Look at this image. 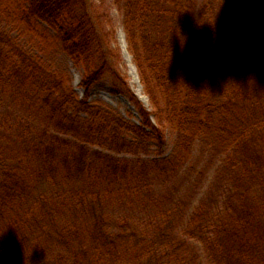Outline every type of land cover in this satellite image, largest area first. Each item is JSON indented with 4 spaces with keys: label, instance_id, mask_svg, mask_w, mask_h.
<instances>
[{
    "label": "trees",
    "instance_id": "1",
    "mask_svg": "<svg viewBox=\"0 0 264 264\" xmlns=\"http://www.w3.org/2000/svg\"><path fill=\"white\" fill-rule=\"evenodd\" d=\"M222 2L116 0L149 111L89 0H0V95L26 114L0 128V264H264V0ZM44 26L84 98L13 36ZM104 78L141 125L89 101ZM167 129L172 153L145 158ZM198 144L224 155L223 192L188 213Z\"/></svg>",
    "mask_w": 264,
    "mask_h": 264
},
{
    "label": "rangeland",
    "instance_id": "2",
    "mask_svg": "<svg viewBox=\"0 0 264 264\" xmlns=\"http://www.w3.org/2000/svg\"><path fill=\"white\" fill-rule=\"evenodd\" d=\"M219 1V0H218ZM222 4H227L228 0H223ZM221 3V2H220ZM91 10L98 11L100 14L108 16L112 22V27L115 30V47H119L122 55L121 68L127 76L128 85L135 96L145 106L147 110H151L150 102L144 93L143 86L133 62L131 55L128 52L123 14L116 5V0H89ZM221 6V5H220ZM217 12V18L221 19L223 14L222 7ZM47 36H34L29 33L13 32V36L19 40L22 46L31 52L33 55L43 59L55 68L65 69L70 73L72 85L80 98L85 97V90L80 86L84 69L75 64V62L63 51L58 43L55 35L44 26ZM123 46L125 50L123 49ZM113 84L111 78H104L96 86L93 87L89 94V101H103L109 105L115 112L121 114L127 120L136 124H142V118L136 111L135 107L130 103L128 98L120 94L113 93ZM140 95L146 98L143 100ZM26 114L21 109L13 105L8 99L0 95V128L3 129L4 124L12 128L17 121L25 120ZM175 136L166 130V144L163 148H158L157 144L152 142L148 153L143 154L145 158H152L158 156H169L174 148ZM130 156V155H129ZM223 154L217 150H210L208 146L198 144L193 153L192 162L197 168L188 178L183 179L181 183V192L183 200L187 202L190 208L188 213L192 212L198 205L199 201L207 195L212 193V185H214V178L216 170L223 160ZM202 172L201 174H199ZM215 192H223L221 186L214 185ZM220 203V202H219ZM205 261V260H203Z\"/></svg>",
    "mask_w": 264,
    "mask_h": 264
},
{
    "label": "bare ground",
    "instance_id": "3",
    "mask_svg": "<svg viewBox=\"0 0 264 264\" xmlns=\"http://www.w3.org/2000/svg\"><path fill=\"white\" fill-rule=\"evenodd\" d=\"M123 49L125 50L124 46H123ZM140 97H141L143 100H145V102H146V98H145L143 95H140Z\"/></svg>",
    "mask_w": 264,
    "mask_h": 264
}]
</instances>
